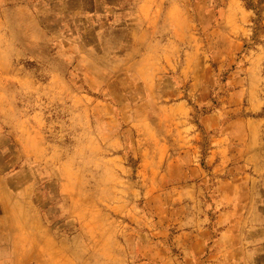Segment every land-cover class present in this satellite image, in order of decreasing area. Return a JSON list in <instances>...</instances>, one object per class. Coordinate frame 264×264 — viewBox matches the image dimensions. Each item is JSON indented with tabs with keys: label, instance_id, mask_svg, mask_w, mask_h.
Instances as JSON below:
<instances>
[{
	"label": "rangeland",
	"instance_id": "374dc122",
	"mask_svg": "<svg viewBox=\"0 0 264 264\" xmlns=\"http://www.w3.org/2000/svg\"><path fill=\"white\" fill-rule=\"evenodd\" d=\"M232 53L262 63L264 97V0H0V264L142 263L144 127L171 138L156 113L175 80L222 97Z\"/></svg>",
	"mask_w": 264,
	"mask_h": 264
},
{
	"label": "crops",
	"instance_id": "0c3cea01",
	"mask_svg": "<svg viewBox=\"0 0 264 264\" xmlns=\"http://www.w3.org/2000/svg\"><path fill=\"white\" fill-rule=\"evenodd\" d=\"M228 57L223 65L232 68L219 86L222 97L215 82L191 90L175 80L176 102L156 113V124H165L171 138L153 137L151 126L141 134L156 140L142 153L141 165L151 169L143 197L157 202L154 207L150 202L156 210L140 264H264V223L257 220L264 214L262 63L250 62V53L240 63L231 62L233 53ZM170 65L182 74L188 69L185 59L182 66L174 60ZM220 97L218 109L189 121L195 110L191 100L207 107ZM5 198L0 195V247L8 242ZM256 232L261 239H254Z\"/></svg>",
	"mask_w": 264,
	"mask_h": 264
}]
</instances>
